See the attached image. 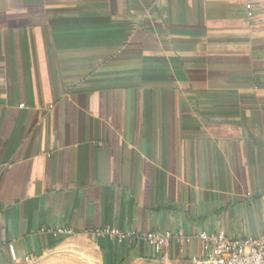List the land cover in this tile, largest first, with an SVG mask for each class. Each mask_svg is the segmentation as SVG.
<instances>
[{
    "label": "crops",
    "instance_id": "obj_1",
    "mask_svg": "<svg viewBox=\"0 0 264 264\" xmlns=\"http://www.w3.org/2000/svg\"><path fill=\"white\" fill-rule=\"evenodd\" d=\"M107 227L264 235V0H0V264Z\"/></svg>",
    "mask_w": 264,
    "mask_h": 264
},
{
    "label": "built area",
    "instance_id": "obj_2",
    "mask_svg": "<svg viewBox=\"0 0 264 264\" xmlns=\"http://www.w3.org/2000/svg\"><path fill=\"white\" fill-rule=\"evenodd\" d=\"M51 231L68 236L75 235L72 229L58 228ZM94 232L98 236H108L119 242L144 241L153 256L161 255L173 242L178 244L183 254L188 246L199 242L201 252L191 257L193 264H264V235L233 238L225 232L200 231L194 234L166 230L136 232L111 227L97 229Z\"/></svg>",
    "mask_w": 264,
    "mask_h": 264
},
{
    "label": "rangeland",
    "instance_id": "obj_3",
    "mask_svg": "<svg viewBox=\"0 0 264 264\" xmlns=\"http://www.w3.org/2000/svg\"><path fill=\"white\" fill-rule=\"evenodd\" d=\"M92 245L87 238L70 237L58 250L44 254L25 264H93L85 254Z\"/></svg>",
    "mask_w": 264,
    "mask_h": 264
}]
</instances>
